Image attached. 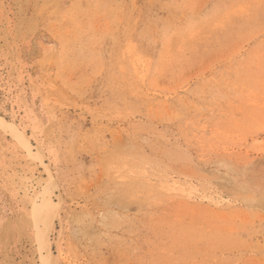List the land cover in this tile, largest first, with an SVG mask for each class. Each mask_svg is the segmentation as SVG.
<instances>
[{"label": "rangeland", "instance_id": "rangeland-1", "mask_svg": "<svg viewBox=\"0 0 264 264\" xmlns=\"http://www.w3.org/2000/svg\"><path fill=\"white\" fill-rule=\"evenodd\" d=\"M0 264H264V0H0Z\"/></svg>", "mask_w": 264, "mask_h": 264}]
</instances>
